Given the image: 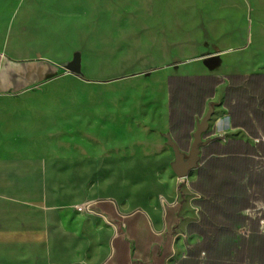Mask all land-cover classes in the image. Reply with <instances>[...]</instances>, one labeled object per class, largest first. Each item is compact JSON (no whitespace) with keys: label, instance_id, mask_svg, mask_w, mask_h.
Instances as JSON below:
<instances>
[{"label":"crops","instance_id":"1","mask_svg":"<svg viewBox=\"0 0 264 264\" xmlns=\"http://www.w3.org/2000/svg\"><path fill=\"white\" fill-rule=\"evenodd\" d=\"M215 40L207 61L146 70L0 47V104L70 78L85 85L63 89L68 124L89 129L80 151L0 155V264H264V41ZM210 104V142L178 180L164 135L188 153ZM86 201L116 231L76 213Z\"/></svg>","mask_w":264,"mask_h":264},{"label":"rangeland","instance_id":"2","mask_svg":"<svg viewBox=\"0 0 264 264\" xmlns=\"http://www.w3.org/2000/svg\"><path fill=\"white\" fill-rule=\"evenodd\" d=\"M217 37L224 45L264 41V0H0V47L52 59L80 51L115 60H106V69L207 61ZM113 55L118 58H108ZM94 64L89 60L94 75L87 73V80L98 78ZM50 85L55 87L0 104V155L82 150L81 129H89L68 124L63 89L85 84L63 78ZM68 97L83 101L79 94ZM117 98L104 93L112 118Z\"/></svg>","mask_w":264,"mask_h":264},{"label":"water","instance_id":"3","mask_svg":"<svg viewBox=\"0 0 264 264\" xmlns=\"http://www.w3.org/2000/svg\"><path fill=\"white\" fill-rule=\"evenodd\" d=\"M213 114V107L210 104L206 115L196 124V130L192 135V143L190 145L188 155L182 153L178 145L172 141L170 135H164L166 144L172 149L174 161L171 169L177 179H185L197 167L199 162L200 149L205 147L210 140H203V135L208 132L209 121Z\"/></svg>","mask_w":264,"mask_h":264},{"label":"built area","instance_id":"4","mask_svg":"<svg viewBox=\"0 0 264 264\" xmlns=\"http://www.w3.org/2000/svg\"><path fill=\"white\" fill-rule=\"evenodd\" d=\"M178 180H184V179H178ZM161 202V205L164 206L165 205V202L163 199L160 200ZM95 201H86L80 205H76L74 207V210L76 213L78 214H81V215H86V216H97L99 218H101L105 223L106 225H108L109 227H111L113 230L116 231V224L115 223H112L108 220L105 219L104 216L96 213L94 210H93V206L95 205ZM241 234H245V231L244 230H241L240 231Z\"/></svg>","mask_w":264,"mask_h":264}]
</instances>
